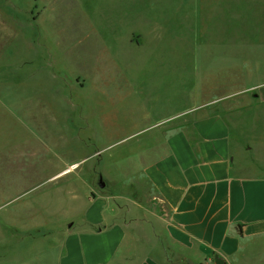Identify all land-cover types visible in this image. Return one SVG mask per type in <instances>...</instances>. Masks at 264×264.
I'll list each match as a JSON object with an SVG mask.
<instances>
[{"label":"rangeland","instance_id":"obj_1","mask_svg":"<svg viewBox=\"0 0 264 264\" xmlns=\"http://www.w3.org/2000/svg\"><path fill=\"white\" fill-rule=\"evenodd\" d=\"M201 80L208 101L264 81V0H0V264L53 249L75 193L134 186Z\"/></svg>","mask_w":264,"mask_h":264},{"label":"crops","instance_id":"obj_2","mask_svg":"<svg viewBox=\"0 0 264 264\" xmlns=\"http://www.w3.org/2000/svg\"><path fill=\"white\" fill-rule=\"evenodd\" d=\"M201 84L158 112L167 132L136 154L135 185L83 207L75 193L29 264H264V81L209 101Z\"/></svg>","mask_w":264,"mask_h":264},{"label":"water","instance_id":"obj_3","mask_svg":"<svg viewBox=\"0 0 264 264\" xmlns=\"http://www.w3.org/2000/svg\"><path fill=\"white\" fill-rule=\"evenodd\" d=\"M101 187L104 188L105 187V183L101 180Z\"/></svg>","mask_w":264,"mask_h":264},{"label":"bare ground","instance_id":"obj_4","mask_svg":"<svg viewBox=\"0 0 264 264\" xmlns=\"http://www.w3.org/2000/svg\"><path fill=\"white\" fill-rule=\"evenodd\" d=\"M16 73V72H15Z\"/></svg>","mask_w":264,"mask_h":264}]
</instances>
